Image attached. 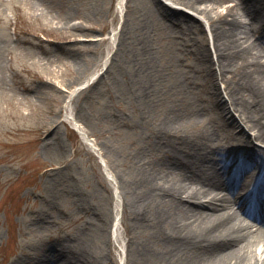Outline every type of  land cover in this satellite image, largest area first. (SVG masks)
I'll return each mask as SVG.
<instances>
[{"label": "rangeland", "instance_id": "obj_1", "mask_svg": "<svg viewBox=\"0 0 264 264\" xmlns=\"http://www.w3.org/2000/svg\"><path fill=\"white\" fill-rule=\"evenodd\" d=\"M239 2L0 0V264H57L49 259L57 241L98 264H176L151 215L135 213L151 179L199 188L168 168L165 145L177 135L229 153L247 139L263 148L245 105L228 102L235 78L223 65L234 60L220 61L223 40L212 32L220 11ZM240 19L241 46L254 42L264 63V43ZM212 81L225 122L206 102Z\"/></svg>", "mask_w": 264, "mask_h": 264}, {"label": "bare ground", "instance_id": "obj_2", "mask_svg": "<svg viewBox=\"0 0 264 264\" xmlns=\"http://www.w3.org/2000/svg\"><path fill=\"white\" fill-rule=\"evenodd\" d=\"M236 4H228L224 11H220L218 20L221 22L212 27L213 38L214 41L217 38L223 40L224 46L222 50L218 49L220 52L217 55L220 61L226 56L234 60L228 66L223 65L232 71L235 78L232 87L224 88L228 102L239 108L245 105V122L248 129L255 132L254 139L263 148L254 146L248 139L240 141V157L241 149L228 155L224 149L206 146V139L188 143V138L177 135L173 136L180 140L179 143L174 141L165 145L164 148L168 149L166 157L171 163L168 168L180 170L185 180L196 182L199 188L181 184L165 186L151 179L152 186L141 199L136 200L135 213L144 217L151 215L156 234L165 246L166 257L176 264H264V200L260 202V207L255 206L251 211L245 203L258 179L264 159V63L258 61L252 51L254 42L246 47L240 44V34H244L240 30V16L250 21L249 36L253 33L252 36H258L256 42L264 43V0H241ZM237 9L239 12L235 11ZM191 10L207 17V9L200 8L198 4H194ZM180 13L188 20H196L187 12L180 10ZM207 56L209 53H206ZM208 76L213 78L212 74ZM93 79H86L78 87L88 85ZM212 86L215 92L206 102L214 100L216 115L225 122L214 81ZM244 92L249 96L246 101ZM66 119L82 135L70 114ZM231 125L234 129L238 128ZM241 132L242 129L238 131ZM166 133V136H170ZM187 146L191 153L183 151ZM234 163L237 165L231 170ZM263 179L264 171L257 184L259 189L264 187ZM170 195L177 197L174 201L167 200ZM240 196H243L241 202L230 205L231 197ZM257 246H261L260 253L255 250ZM49 255V259L53 258L57 264H98L90 261L83 250L65 241L53 243ZM42 263L43 260L38 259L32 262L17 261L16 264Z\"/></svg>", "mask_w": 264, "mask_h": 264}]
</instances>
